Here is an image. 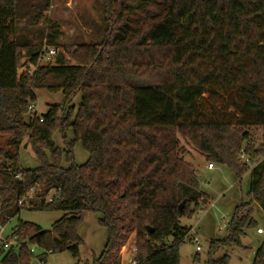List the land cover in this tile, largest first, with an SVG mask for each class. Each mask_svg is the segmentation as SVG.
<instances>
[{
  "label": "trees",
  "instance_id": "obj_1",
  "mask_svg": "<svg viewBox=\"0 0 264 264\" xmlns=\"http://www.w3.org/2000/svg\"><path fill=\"white\" fill-rule=\"evenodd\" d=\"M105 3L111 27L101 49L83 46L80 65L67 64L62 55L39 65L47 51L16 41L15 0H0V140L6 138L0 220L17 216L18 202L31 191L32 210L63 214L49 231L20 222L1 263L27 264L30 245L42 249L41 256L69 251L78 258L77 226L85 212H95L107 240L93 264H121L120 249L132 237L136 264H179V247L191 230L180 219L200 210L204 197L181 154L182 138L205 162L225 165L237 178L248 168L238 166L239 151L251 161L261 157L251 168L249 202L235 208L226 237L209 245L205 264H228L227 251L241 247L246 231L258 227L254 204L264 228V136L255 147L245 133L264 127V0ZM38 91L60 93L63 106L39 117L28 109ZM56 130L72 132L71 141L64 136L63 150L52 141ZM75 142L88 154L82 165L73 162ZM23 144L38 159L37 168L21 169L14 161ZM62 155L69 167L61 165ZM256 235L261 242L252 264H264V234Z\"/></svg>",
  "mask_w": 264,
  "mask_h": 264
},
{
  "label": "rangeland",
  "instance_id": "obj_2",
  "mask_svg": "<svg viewBox=\"0 0 264 264\" xmlns=\"http://www.w3.org/2000/svg\"><path fill=\"white\" fill-rule=\"evenodd\" d=\"M108 7L112 8L113 5ZM15 26L16 41L21 45H27L28 48L37 49L40 52L47 53L38 60L39 65H45L53 62L56 55H62L69 65H80L84 55L83 46L102 47L107 31L110 29V23L106 21L105 0H15ZM112 18L114 16H111ZM111 21V20H110ZM56 33V35H55ZM55 35L54 54H49L47 41L50 36ZM26 50L20 51V64L26 62ZM20 68L19 72L23 71ZM33 68H30L32 71ZM142 79V78H141ZM139 79L138 81H140ZM36 102L34 103L35 112L40 117L47 113L53 106H63L62 95H49L45 91L36 92ZM80 95H77L73 101L77 105ZM231 133H239L231 131ZM249 136V141L258 147L264 136V127L249 128L245 130ZM64 136L66 141L73 138L71 130L64 134L56 130L52 134V141L60 149H64ZM6 138L0 140V147H6ZM180 148L183 159L190 163L195 169L200 191L204 194L200 199L199 209L190 217L180 219V224L191 228L190 234L179 247V264H205L209 245L214 240L223 239L227 234V227L231 216L236 207L242 203L249 202L248 191L251 182V168L261 160V157L251 161L247 156L237 155L238 166H248V168L236 177L234 171L221 164L212 163V168L204 160L196 159L197 150L190 142L180 139ZM26 144L15 150L17 156V166L21 169H34L40 163L31 148ZM25 146V148H24ZM245 144L242 146L244 149ZM199 154V153H198ZM88 159V154L82 148L79 142L73 144V162L77 165L84 164ZM245 160H248L246 163ZM198 162V167L197 166ZM63 167H69L64 155H62ZM34 196L31 191L25 199H22L21 210L17 216L11 218L8 223L0 220V227L3 228L0 234V264L2 258L8 252L2 248V243L9 240L11 232L20 222L29 223L38 226L42 231L51 230L52 225L61 219V212L35 211L29 205V200ZM50 197V196H49ZM49 197H47L49 201ZM100 214L95 212H85L77 226V236L81 243L78 246V258H73L69 251L55 252L53 254L44 252L37 246L30 245L29 249L33 254H25L29 261L27 264H93L103 252L107 240V231L99 225ZM253 218L256 221L257 229L263 228V214L256 204L253 205ZM256 229V230H257ZM256 230L246 231V236L242 239V246L228 250V264H252L254 252L259 247L261 237L256 235ZM261 235V234H260ZM168 244L172 243V238L167 239ZM195 241L197 243H195ZM11 246V245H10ZM199 250H196V247ZM14 254H18V248H14ZM136 254L133 237L125 243L120 249L119 263L128 264L129 258ZM223 254L222 250L217 253V257ZM44 258V263H40L39 258ZM30 258V259H29ZM24 264H26L24 262Z\"/></svg>",
  "mask_w": 264,
  "mask_h": 264
},
{
  "label": "built area",
  "instance_id": "obj_3",
  "mask_svg": "<svg viewBox=\"0 0 264 264\" xmlns=\"http://www.w3.org/2000/svg\"><path fill=\"white\" fill-rule=\"evenodd\" d=\"M49 50H50V49H49ZM54 53H55V50H53V49H51V50L49 51V54H50V55H51V54H54ZM28 109H29V111H35V106L31 105V106H29ZM245 162L247 163L248 160H245ZM209 168L211 169L212 166L209 165ZM15 178H19V176H18V175H15ZM18 205H19V206L22 205V201H21V200L18 202ZM1 232H2V228L0 227V234H1ZM257 233L262 234V233H263L262 229H257ZM14 241H15L14 238L11 237L7 242L3 243V248L8 249L10 245H14ZM195 243H197V242L195 241ZM196 250H199V247H198V246L196 247ZM31 252H33L32 249H31ZM128 264H136V263H135V261H134L133 258H129V260H128Z\"/></svg>",
  "mask_w": 264,
  "mask_h": 264
},
{
  "label": "crops",
  "instance_id": "obj_4",
  "mask_svg": "<svg viewBox=\"0 0 264 264\" xmlns=\"http://www.w3.org/2000/svg\"><path fill=\"white\" fill-rule=\"evenodd\" d=\"M197 158H199L200 160H203V157H202L200 154H198V153L196 154V159H197ZM209 165H211V164H209ZM195 167H198V162H197V166H195ZM2 229H3V228H2ZM10 238H11V237H10ZM10 238H9V239H10Z\"/></svg>",
  "mask_w": 264,
  "mask_h": 264
},
{
  "label": "water",
  "instance_id": "obj_5",
  "mask_svg": "<svg viewBox=\"0 0 264 264\" xmlns=\"http://www.w3.org/2000/svg\"><path fill=\"white\" fill-rule=\"evenodd\" d=\"M26 146V145H25ZM25 146H24V148H25ZM183 206H184V203H181L180 205H179V209L181 210L182 208H183ZM148 229V231L149 232H151V229L148 227L147 228Z\"/></svg>",
  "mask_w": 264,
  "mask_h": 264
}]
</instances>
